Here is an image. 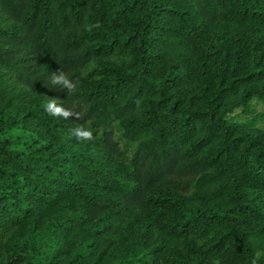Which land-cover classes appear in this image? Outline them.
Returning <instances> with one entry per match:
<instances>
[{
    "label": "trees",
    "instance_id": "16d2710c",
    "mask_svg": "<svg viewBox=\"0 0 264 264\" xmlns=\"http://www.w3.org/2000/svg\"><path fill=\"white\" fill-rule=\"evenodd\" d=\"M264 0H0V264H264Z\"/></svg>",
    "mask_w": 264,
    "mask_h": 264
},
{
    "label": "rangeland",
    "instance_id": "374dc122",
    "mask_svg": "<svg viewBox=\"0 0 264 264\" xmlns=\"http://www.w3.org/2000/svg\"><path fill=\"white\" fill-rule=\"evenodd\" d=\"M260 112L264 114V107L259 106L256 103H253L252 104V112L251 113H249L247 115H241V114H239L237 116L234 115V120L235 121H249L255 114H258ZM254 125L257 126V127L264 128V121L260 120V119L255 120Z\"/></svg>",
    "mask_w": 264,
    "mask_h": 264
}]
</instances>
